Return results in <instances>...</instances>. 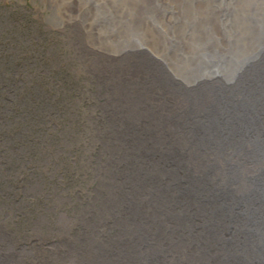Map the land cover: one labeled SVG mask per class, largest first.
I'll use <instances>...</instances> for the list:
<instances>
[{
	"label": "rangeland",
	"instance_id": "rangeland-1",
	"mask_svg": "<svg viewBox=\"0 0 264 264\" xmlns=\"http://www.w3.org/2000/svg\"><path fill=\"white\" fill-rule=\"evenodd\" d=\"M263 1L155 0L160 14L154 17L147 15L151 4L142 9L130 0H0V255L5 264H78L83 248L76 241L89 239L83 243L87 248L107 231L121 235V225L161 217L150 206L170 204L162 188L176 183L163 170L177 167L166 166L148 130L158 134V148L170 151L166 142L175 126L170 121L180 107L161 70L183 84L214 64L233 73L224 59L245 60L264 20ZM234 5L241 21L221 22ZM119 16L127 19L123 31L140 19L143 30L117 33ZM203 19L214 28V45L229 41L233 55L205 48ZM242 24L244 39L237 36ZM101 30L116 45H105ZM188 47L199 50L205 64L193 65ZM107 98L116 115L112 130L103 106ZM32 126L42 127L43 141L31 139ZM97 126L102 155L93 158ZM157 166L161 185L154 181ZM148 174L152 182L145 179ZM144 209L147 215L140 218ZM40 249L51 255L29 258Z\"/></svg>",
	"mask_w": 264,
	"mask_h": 264
},
{
	"label": "bare ground",
	"instance_id": "bare-ground-1",
	"mask_svg": "<svg viewBox=\"0 0 264 264\" xmlns=\"http://www.w3.org/2000/svg\"><path fill=\"white\" fill-rule=\"evenodd\" d=\"M130 3L142 9L151 4L147 15L160 14V9L153 4L155 0H130ZM252 7L241 6L243 10ZM237 8L234 5L227 14H222L221 22L241 21ZM122 16L115 22L116 32L140 34L143 21L131 22V29L123 31L127 19ZM219 19L220 16L211 21L215 23ZM201 22L208 33L205 48L229 55L230 42L223 44L218 40L214 45L213 26L208 19ZM239 29L237 36L244 39V25ZM100 35L105 45H116V41L107 39L105 31L101 30ZM134 48L135 45L131 46L132 50ZM196 51L187 48L189 54L195 55L193 65L205 64L201 52ZM231 66L233 73H228L227 67L222 68L221 64L204 68L190 84L178 82L173 74L164 76L161 70L162 80L175 99L180 100V107L170 121L175 123L166 142L170 151L158 148V134L148 132L166 166L172 163L177 167L176 171L168 167L163 170L176 183V186L171 183L162 188L170 204H151L150 209L161 212V217L149 216L143 225L141 221L133 222L132 226L121 225L119 236H110L107 231V236L92 239L88 249L83 243L89 239L76 241L83 248L78 264H264V76L253 68L246 69L245 65L231 63ZM157 73L156 77L160 76V70ZM104 101L112 130L116 115L109 111L112 107L108 98ZM97 124L102 125L100 121ZM97 130L98 151L91 156L93 158L102 155L103 140L98 126ZM113 135L118 137L116 132ZM133 172L137 174L136 170ZM155 172L158 173L154 181L161 185V167L157 166ZM149 174L145 179L152 182ZM136 193L141 197V193ZM146 215V209L138 214L140 218ZM78 228L83 231L81 224ZM71 234L81 237L76 229ZM32 246L39 248L36 244ZM51 246L56 248L57 244ZM26 252V249L21 251ZM71 252L73 249L69 247L68 253ZM48 255L51 254L40 249V255L29 258ZM3 260L7 259L0 255V262L5 264Z\"/></svg>",
	"mask_w": 264,
	"mask_h": 264
},
{
	"label": "water",
	"instance_id": "water-1",
	"mask_svg": "<svg viewBox=\"0 0 264 264\" xmlns=\"http://www.w3.org/2000/svg\"><path fill=\"white\" fill-rule=\"evenodd\" d=\"M229 16H231V14H229ZM234 50L235 47L230 44L229 55L223 54V56L229 57L233 55ZM234 57L235 56H232L229 59L224 60H229L231 63L236 65H245L246 69L253 68L256 73L258 72V75L264 76V20L259 25V31H256V34L252 37L251 46L245 60L243 62L238 61ZM218 61H222V58H218ZM168 79L171 80L170 77H168Z\"/></svg>",
	"mask_w": 264,
	"mask_h": 264
},
{
	"label": "trees",
	"instance_id": "trees-1",
	"mask_svg": "<svg viewBox=\"0 0 264 264\" xmlns=\"http://www.w3.org/2000/svg\"><path fill=\"white\" fill-rule=\"evenodd\" d=\"M42 128V127H41ZM41 128H38V130H35L32 134H34V136L33 137H31V139H33L35 136H37V137H39V130L41 129ZM35 134H37V135H35ZM39 139H41L42 140V138H40L39 137ZM43 141V140H42ZM50 152H51V150H49Z\"/></svg>",
	"mask_w": 264,
	"mask_h": 264
},
{
	"label": "flooded vegetation",
	"instance_id": "flooded-vegetation-1",
	"mask_svg": "<svg viewBox=\"0 0 264 264\" xmlns=\"http://www.w3.org/2000/svg\"><path fill=\"white\" fill-rule=\"evenodd\" d=\"M38 128H41V127L40 126H32V128H31L32 131L31 132L33 133L35 130H38Z\"/></svg>",
	"mask_w": 264,
	"mask_h": 264
}]
</instances>
